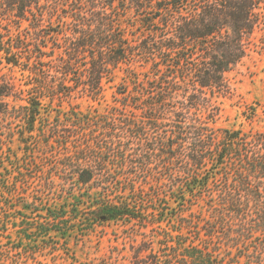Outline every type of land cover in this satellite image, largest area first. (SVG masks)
<instances>
[{
  "label": "trees",
  "instance_id": "trees-1",
  "mask_svg": "<svg viewBox=\"0 0 264 264\" xmlns=\"http://www.w3.org/2000/svg\"><path fill=\"white\" fill-rule=\"evenodd\" d=\"M262 1L0 0V264L110 222L155 228L128 264H264V132L215 125Z\"/></svg>",
  "mask_w": 264,
  "mask_h": 264
},
{
  "label": "rangeland",
  "instance_id": "rangeland-1",
  "mask_svg": "<svg viewBox=\"0 0 264 264\" xmlns=\"http://www.w3.org/2000/svg\"><path fill=\"white\" fill-rule=\"evenodd\" d=\"M256 11L259 13L258 22L247 39L246 55L226 75L230 85V93L220 98V110L215 120L216 127L241 128L247 135L254 134V132H264V0ZM44 30L47 31L48 28L46 27ZM26 31V28H21L17 30V34L19 36L26 35ZM52 41L54 38H49V43ZM8 72L15 77L17 82L22 80L17 69L8 70ZM116 81L118 82L119 79ZM113 91L112 86H107L104 99L110 100ZM72 103L79 110H86L88 105L92 104L86 97L74 99ZM251 108H253V113ZM8 146L17 157L22 155L21 145L16 140H13L11 144L8 143ZM17 178L18 194L12 200V207L15 209L13 215L16 220H13L14 224H7V234L5 233L0 237L1 244L8 240L6 235L11 237V240L17 239L19 236L22 211H25V208L21 199L24 186L20 175H17ZM28 181H31L29 186L36 184L35 182L32 183V178L29 179L28 177ZM55 181L59 182V179L56 177ZM43 187L46 189L45 186ZM24 193L30 202L32 200L31 187ZM154 231L155 228L143 222H110L94 225L93 230L88 232L85 230L80 232V230L75 229V237L72 236L67 240L69 254L57 256L56 260L60 264H79V262L96 264L103 259L112 261L109 257L114 253L113 260L119 264H128L132 233H153ZM80 233L87 234L80 235ZM139 237L140 234H138L137 239ZM43 257L40 259H44ZM45 259L49 260L48 255L45 256Z\"/></svg>",
  "mask_w": 264,
  "mask_h": 264
}]
</instances>
